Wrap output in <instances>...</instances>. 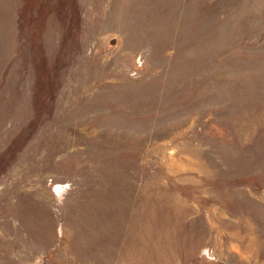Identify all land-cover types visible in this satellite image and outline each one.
Wrapping results in <instances>:
<instances>
[{
    "label": "rangeland",
    "instance_id": "obj_1",
    "mask_svg": "<svg viewBox=\"0 0 264 264\" xmlns=\"http://www.w3.org/2000/svg\"><path fill=\"white\" fill-rule=\"evenodd\" d=\"M0 264H264V0H0Z\"/></svg>",
    "mask_w": 264,
    "mask_h": 264
},
{
    "label": "bare ground",
    "instance_id": "obj_2",
    "mask_svg": "<svg viewBox=\"0 0 264 264\" xmlns=\"http://www.w3.org/2000/svg\"><path fill=\"white\" fill-rule=\"evenodd\" d=\"M6 28V27H5Z\"/></svg>",
    "mask_w": 264,
    "mask_h": 264
}]
</instances>
